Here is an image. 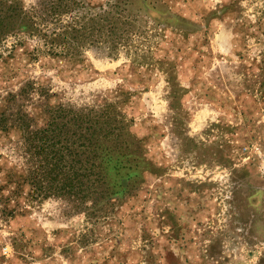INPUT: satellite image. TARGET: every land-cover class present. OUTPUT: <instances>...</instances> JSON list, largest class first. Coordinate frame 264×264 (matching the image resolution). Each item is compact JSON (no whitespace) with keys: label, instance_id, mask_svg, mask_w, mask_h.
<instances>
[{"label":"rangeland","instance_id":"1","mask_svg":"<svg viewBox=\"0 0 264 264\" xmlns=\"http://www.w3.org/2000/svg\"><path fill=\"white\" fill-rule=\"evenodd\" d=\"M7 1L35 16L0 43V264H264V0ZM59 108L111 149L87 209L30 160L75 139Z\"/></svg>","mask_w":264,"mask_h":264},{"label":"trees","instance_id":"2","mask_svg":"<svg viewBox=\"0 0 264 264\" xmlns=\"http://www.w3.org/2000/svg\"><path fill=\"white\" fill-rule=\"evenodd\" d=\"M28 14L17 2L0 0V43L14 30L32 27L29 22L35 14ZM66 111L73 114L70 118L73 120L72 126L75 131H72V136L75 139L59 140L58 134H61V130L55 132L50 126L47 129H39L40 133L47 131L44 135L46 141L32 133L34 136L29 143V146L33 147L30 149V160L37 164L36 175L41 177L37 184L39 183L43 190L44 197L50 195L63 199L68 197L73 201L76 210H83L87 209L85 202H90L91 206L102 202L111 186L114 188L113 180L116 173H113L112 169H115V164H112L113 157L103 154L104 151L111 149L105 141L97 137L101 128L93 127L97 120H93L94 116H90V113L59 108L54 112L50 122L55 123L56 117L67 119ZM70 120L67 119L66 122ZM66 122L61 123L62 127H66ZM81 123H88V126L82 128ZM67 130L68 127L64 131ZM49 133L52 137H49Z\"/></svg>","mask_w":264,"mask_h":264},{"label":"built area","instance_id":"3","mask_svg":"<svg viewBox=\"0 0 264 264\" xmlns=\"http://www.w3.org/2000/svg\"><path fill=\"white\" fill-rule=\"evenodd\" d=\"M262 166H264V164H263ZM263 168H264V167H263Z\"/></svg>","mask_w":264,"mask_h":264}]
</instances>
